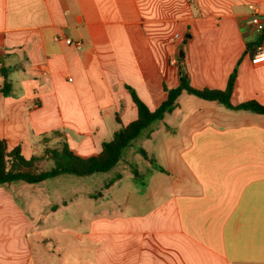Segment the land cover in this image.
I'll use <instances>...</instances> for the list:
<instances>
[{"label":"crops","instance_id":"obj_1","mask_svg":"<svg viewBox=\"0 0 264 264\" xmlns=\"http://www.w3.org/2000/svg\"><path fill=\"white\" fill-rule=\"evenodd\" d=\"M254 17L264 0H0V138L92 155L137 118L128 86L154 110L183 77L225 90L235 69L231 101L264 104ZM158 121L160 158L140 147L156 164L113 209L83 190L73 216L79 196L50 178L0 184V264H264V113L183 91Z\"/></svg>","mask_w":264,"mask_h":264},{"label":"trees","instance_id":"obj_2","mask_svg":"<svg viewBox=\"0 0 264 264\" xmlns=\"http://www.w3.org/2000/svg\"><path fill=\"white\" fill-rule=\"evenodd\" d=\"M264 39V33L253 44L258 48ZM5 81L2 87L4 94L11 90L12 83L6 78L7 73L1 68ZM236 79V69L230 75L228 86L225 90L196 88L185 77L176 87L166 88L167 98L156 109L151 110L148 105L139 97L133 87L128 86L134 102L138 108V116L127 125L117 130L113 137L102 143V148L98 153L92 155H81L75 152L65 140H62L58 148L46 147L48 158L53 160V166L44 169L41 165L42 156L26 157L22 153L21 145L9 149L6 139L0 138V184L24 181L37 183L48 178L57 177L63 174L89 175L95 172H106L111 170L119 161L123 159V152L132 142L155 121L161 120L168 112H171L176 104V99L183 91L195 94L209 100H219L232 109H246L258 113H264V104L255 100L234 104L231 96L234 90ZM55 134L58 132L54 131ZM139 151L145 158H149L147 151L140 148ZM151 162L155 159L149 158ZM160 169L165 170L162 166ZM137 173V170H135ZM109 185V183H106Z\"/></svg>","mask_w":264,"mask_h":264},{"label":"rangeland","instance_id":"obj_3","mask_svg":"<svg viewBox=\"0 0 264 264\" xmlns=\"http://www.w3.org/2000/svg\"><path fill=\"white\" fill-rule=\"evenodd\" d=\"M159 121H155L152 123V125L155 127L158 125ZM152 127V126H151ZM149 129V128H148ZM145 129L133 142L130 146L126 147L123 152V157L125 158V161L121 162L119 161L111 170L106 172H95L93 174L89 175H76V174H63L58 177L50 178L49 184L53 185H59L65 187V190L69 192V196H74L72 194H77L76 196H79L80 204L78 205L77 202H74V204L71 205L73 207L72 209L77 210L76 213L73 214V216L78 215L79 211H82L81 204L85 201L87 206V211L90 209L88 208V205H92L95 201V198L89 197L88 195L85 196L84 191H92L95 193L102 192L103 195L98 197L99 201H102L101 207L104 209H113L116 207V204L123 202L129 188L132 186L133 180H134V171H141L144 173L147 169L148 163L145 160L142 153L138 150L141 146H146L148 150H154L157 157L160 158L161 153V134L156 132L153 135V138L146 139L144 136V133L148 130ZM57 141V140H54ZM59 141V140H58ZM50 148H58L60 146L59 142H50L49 144ZM70 146V144H68ZM70 148H72L70 146ZM74 149V148H73ZM138 151V152H137ZM46 154V151H45ZM44 154V155H45ZM44 156L41 159V165L44 169H49L53 166V160L50 158H47L45 161ZM153 163L156 164V161ZM119 172H122L123 176L120 179L118 177ZM112 181L111 186L108 188L105 187L106 183H110ZM134 186H136L135 183H133ZM90 202V204H89ZM93 206V205H92ZM98 209V208H96ZM93 210V209H91ZM90 214H85L87 216ZM72 217V216H71ZM75 219V218H74ZM71 222L69 224L70 229L77 228L79 221H69ZM88 222V219L86 220ZM69 242L68 249L73 252L75 249L74 246V239L67 238Z\"/></svg>","mask_w":264,"mask_h":264},{"label":"built area","instance_id":"obj_4","mask_svg":"<svg viewBox=\"0 0 264 264\" xmlns=\"http://www.w3.org/2000/svg\"><path fill=\"white\" fill-rule=\"evenodd\" d=\"M249 7L251 9H253L255 12H258L257 7L255 5L251 4V5H249ZM253 21L256 24L257 29L259 31H262L264 29V23H262L260 21H257L256 17L253 18ZM175 36H178V34H176ZM66 41L68 43L76 42V41H73V39H71V38H66ZM76 44H77V46H81L82 42L77 41ZM251 60H252L253 63H262V62H264V46H262V45L258 46V48L254 52Z\"/></svg>","mask_w":264,"mask_h":264}]
</instances>
